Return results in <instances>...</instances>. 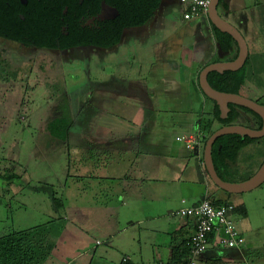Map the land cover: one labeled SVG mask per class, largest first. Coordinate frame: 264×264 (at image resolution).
<instances>
[{
	"label": "rangeland",
	"instance_id": "1",
	"mask_svg": "<svg viewBox=\"0 0 264 264\" xmlns=\"http://www.w3.org/2000/svg\"><path fill=\"white\" fill-rule=\"evenodd\" d=\"M240 1L246 2L249 9L251 8L249 0H238ZM259 1L263 3L259 13L261 15L264 13V0ZM245 12H252V9ZM175 13L178 14V11ZM204 26L197 27L199 37L210 40ZM257 26V29L254 25L253 28L250 27V35L241 30L247 44L250 43V60L241 72L246 78L238 89V94L264 106V18L258 20ZM143 32L135 30L127 34H130V40L138 38L137 40L141 42L142 38L148 35L147 31ZM127 34L115 52L77 49L62 53L25 48L0 39V237L44 226L56 220L61 226L66 225L70 229V234L76 242L82 243L84 239L87 241V246L91 244L95 247L97 240H103L98 246L99 250L107 247L111 249L114 245L115 253L118 257L120 254L121 258L123 256L121 254L125 253L123 249L129 247L130 237L135 235L134 238L138 241V227L128 225V215L131 213L123 210L120 226L116 228L118 233L111 239V245L104 242L103 229L93 219L94 205L97 203L95 189L91 187L87 188V191H82L83 186L79 187L72 179L80 174H90L85 169H79L77 147L71 145L68 153L66 146L61 145V142L52 145L51 142L48 143V139L40 138L44 136L45 125L61 112L69 115L74 124L78 122H81L82 126L90 124L91 131H94L92 129L96 127L98 117L89 114L93 112L91 109L101 103L104 104L102 102L105 101L104 99L107 101L111 98L118 99V92L123 93L124 87L111 83L115 81L120 84L126 83V78L132 74V55H135L137 60L140 57L138 52L133 54L125 49L128 44ZM142 44L144 42L140 43ZM175 57L172 58L179 59V56ZM176 75L180 77L179 70ZM112 86H116V90H119L117 92L114 89L113 95L110 93ZM206 103V105L201 103L202 105L199 104L196 108L199 113L197 118L203 116L206 119L212 118L210 107L213 102L206 98ZM62 105H65V108L60 111ZM86 108L91 109L85 110ZM182 116L176 111L166 116L163 113L159 114L155 119L169 123ZM242 122L246 124L244 120ZM213 125L214 129L221 127L217 122ZM159 127V130L155 129L158 133H154L152 137L155 141L165 132V135H172L171 130H179V133L181 130L184 131L178 126L165 125L163 128L160 125ZM88 152L95 154L94 151ZM187 154L186 152L185 155L191 160L190 165L198 171L199 184L190 181L183 184L168 182L165 184L167 189L164 190L158 185L160 182L150 181L151 185L166 191L172 197L174 211L187 207L183 199L191 204L198 201L206 192L210 198L226 193L212 182L204 160L203 172L208 181H205L203 174L201 175L198 159ZM201 158H204V154H201ZM263 163L264 138L241 151L236 166L234 168L232 166L229 180L232 183L247 181L258 172ZM159 176L161 177L160 173L156 174V172L150 174L151 179L160 178ZM67 184L71 190L70 196L65 190ZM80 192H84L85 195ZM126 198L128 197L119 198L121 204L128 200ZM239 198L245 201L248 209V218H240L238 222L245 231L244 236L249 245L244 260L239 261V264H264V184L251 192L238 195L233 202H238ZM55 200L63 201L65 207L57 208ZM148 205L151 207V217L161 214L157 210H161L157 205L151 203ZM81 207L89 208L85 213L90 216V221L85 225L73 222L78 214L77 209ZM168 216L165 220L172 223L171 232H173L181 217L176 213ZM64 217L69 218V221H64ZM157 223L161 224L164 221L151 220L142 228L157 231L160 228V226L154 227L158 225ZM158 233L151 235L149 244L152 243L153 246L150 248L143 238L142 248L145 252L148 249L149 251L144 254L145 259L141 264H167V246L172 240V235ZM153 239L156 240L155 243ZM152 247L154 251L156 250L155 254ZM205 254L207 252L203 256ZM238 256L241 257V254Z\"/></svg>",
	"mask_w": 264,
	"mask_h": 264
},
{
	"label": "crops",
	"instance_id": "2",
	"mask_svg": "<svg viewBox=\"0 0 264 264\" xmlns=\"http://www.w3.org/2000/svg\"><path fill=\"white\" fill-rule=\"evenodd\" d=\"M249 1L250 9L246 2H238V0H225L218 6L220 16L240 32L241 30L246 32L247 35H250V27L253 28L254 25L257 29L258 20L264 18V13L259 14L263 3L259 0ZM251 9L252 12H245ZM176 11L178 14L175 13ZM182 12L183 7L180 0H163L159 14L155 17L157 25L146 30L147 37H143L141 42L137 40L138 38L127 39L128 44L125 49L133 54L138 52L140 57L137 60V57L132 55V74L126 78V83L120 84L116 81L111 83L123 86L124 92L120 93L119 90H116V86H112L113 89L110 93L113 95L115 89L119 93L118 99L111 98L108 101L104 99L106 101H102L104 104L94 106L91 109L93 112L89 113L95 118L98 117L96 127L92 129L94 131H91L90 124H85V126H82L81 122L73 124L69 132L68 143L64 144L68 153L71 145L77 147L79 169L90 172L88 175L80 174L81 176H75L72 179L78 183L79 187L83 186L82 191H87V188L91 187L95 189L97 203L94 205L93 219L103 229L104 242L111 245V239L118 233L116 228L120 226L121 211L123 210L131 213L128 215V225L138 227V241L134 238L135 235L131 236L129 247L123 249L125 253L121 254L123 255L121 258L120 254L118 257L115 253L116 246L114 245L111 249L107 247L99 250L98 246L103 243V240H97L95 247L91 244L87 246V241L84 239L82 243L76 242L70 234V229L63 225L62 232L57 238L56 248L45 264H121L125 259L133 264H141V261L145 259L144 254L149 251L148 249L145 252L142 248L143 238L149 244L151 235L155 232L172 235V240L167 246V264H169L173 258V249L179 248L193 235L195 227L193 219L180 218L174 231L171 232L172 223L165 219L172 213L177 214L184 207L174 211L172 197L166 191L151 185L150 181L160 182L158 185L164 190L167 189L165 184L168 182L183 184L190 181L199 184L198 171L190 165L191 160L185 155L186 152L188 156L193 155L198 159L200 170H202L201 175L203 174L205 181H208L203 172V159L201 158L206 145L204 143L206 134L199 128L200 120L206 118L204 116L197 118L199 113L196 110L199 104H207L206 96L200 88L199 77L201 71L210 64L236 60L239 47L236 43L230 51H222L213 28L214 25L208 16L185 21ZM202 25H205L210 40L199 37V28L197 27ZM241 33L243 35V32ZM142 42L144 44L140 45ZM249 44L248 63L250 60ZM120 46L121 43L112 52H115L116 48ZM175 56H179V59L172 58ZM178 70L181 74L180 77L176 75ZM134 72H136L135 75H133ZM176 111L183 115L182 118L174 119L169 123L155 119L159 114L163 113L166 116ZM214 111L215 105L212 103L211 115ZM242 120L244 119L239 120L237 125L243 124ZM160 125L163 128L165 125L178 126L184 131L181 130L179 133V130L174 129V131L171 130L172 135H165V132L155 141L152 137L154 133H158L155 129L159 130ZM214 125L212 128L216 132L219 129H214ZM46 126L47 124L44 127V136L40 138L48 139V143L51 142L52 145L59 143L50 137ZM251 126L253 127L254 124L252 123ZM191 135L199 139L195 152L186 148L185 140ZM60 144L62 145V143ZM88 151H94L95 154ZM232 166L234 168L236 164ZM153 172L160 173L161 177L151 179L150 174ZM230 182L232 183V181ZM236 183L239 182L236 181ZM68 187L67 184L65 190L70 196L71 190ZM80 194L85 195L84 192H80ZM238 195L241 194L226 192L225 195L210 198L206 192L198 201L191 204H188L185 199L183 200L187 207H196L206 198L230 202L236 206L244 205L247 210L246 216L233 215L238 229L244 235L245 231L239 226L238 219L248 218V209L245 201L240 198L237 199L238 202H233V199ZM124 196L128 197L126 198L128 200L121 204L119 198ZM60 203L61 207L64 206L63 201ZM149 203L157 205L161 210L159 211L156 207L155 209L161 214L151 217ZM86 211H89V208L77 209L78 214L73 222L78 225L87 224L90 221V216L85 213ZM63 219L69 221L67 217ZM160 219H163L164 223H157L158 225L154 226H160L157 231L142 228L145 223ZM153 241L156 242L154 239ZM151 246H153L152 243L149 244V248ZM248 246L246 241V245L241 250L223 251L213 245L205 256L199 258L198 264H202L206 260L218 259L224 260L226 264H239V261L244 260ZM154 247L152 250L155 254ZM238 254H241V257Z\"/></svg>",
	"mask_w": 264,
	"mask_h": 264
},
{
	"label": "trees",
	"instance_id": "3",
	"mask_svg": "<svg viewBox=\"0 0 264 264\" xmlns=\"http://www.w3.org/2000/svg\"><path fill=\"white\" fill-rule=\"evenodd\" d=\"M224 1L225 0H221L220 4ZM114 2L121 13V16L118 19V29L116 35L109 42L97 43L96 46L100 48H111L119 45L123 39V28L140 27L146 24L153 18L154 13L160 7L162 0H114ZM2 5H4V1H0V6ZM41 26L42 22L37 24L36 29H41ZM213 28L216 32L221 50L224 52L230 51L233 45L236 44L234 39L229 34L222 33L216 27L213 26ZM29 31L30 29L28 27L27 32ZM24 35L25 34L22 36ZM0 36L17 41V32L12 34L3 32L0 33ZM103 40L104 39H102V41ZM18 41L26 44L28 43L23 38L18 39ZM39 44V46L53 48L44 43ZM247 64L248 62L238 72H224L223 74L216 72L211 73L208 76L209 84L218 92L238 94V89L243 85L246 78V75L244 73L241 75V72L246 68ZM212 102L215 105V111L212 118L210 120H200L199 128L201 132L206 134L205 144L213 133H215V130L212 128L214 122H217L220 126L224 127L237 125L239 120L244 119L247 125L240 123V125L244 127L260 130L263 126V121L257 114L236 105H230L229 107L231 111L228 117L222 119L220 117L218 105L214 101ZM252 123L254 124L253 127L251 126ZM73 124L74 121L70 116L61 112L57 117L51 119L47 123L46 131L50 137L56 141H59L62 144H67L69 140V132ZM257 141L258 140L239 135H227L219 138L215 142L213 146V160L219 176L224 181L230 182L229 175L232 165L237 163L241 151ZM211 201L214 205L232 204L230 202ZM55 204L58 208L61 203L59 200H55ZM234 214L246 216L247 210L244 205L236 206ZM62 229L60 222L55 220L44 226H38L33 229L0 237V264H45L51 258L52 253L56 248L57 238L60 236ZM189 241L190 239L184 241L179 248L173 249V258L169 264H191L192 254ZM121 264L133 263L128 262V260L125 259ZM202 264H226V262L222 259H218L206 260L203 261Z\"/></svg>",
	"mask_w": 264,
	"mask_h": 264
},
{
	"label": "flooded vegetation",
	"instance_id": "4",
	"mask_svg": "<svg viewBox=\"0 0 264 264\" xmlns=\"http://www.w3.org/2000/svg\"><path fill=\"white\" fill-rule=\"evenodd\" d=\"M0 1H4V5L0 6V33L12 34L17 32V41L0 36L2 40L25 48L62 53L77 49L112 52L117 46L111 48L96 46L100 42H109L116 35L121 13L114 0ZM161 5L154 13L153 18L143 26L123 28V38L129 31L139 30L143 32L152 26H156L155 17L159 14ZM41 22V29H36L37 24ZM28 27L29 32H27ZM23 34L25 35L22 36ZM129 35L127 34L126 39L130 37ZM21 38L28 43L18 41ZM102 39L104 40L102 41ZM39 43H44L53 48L39 46ZM62 108H65V105H62L60 109ZM90 109L86 108L85 110Z\"/></svg>",
	"mask_w": 264,
	"mask_h": 264
},
{
	"label": "water",
	"instance_id": "5",
	"mask_svg": "<svg viewBox=\"0 0 264 264\" xmlns=\"http://www.w3.org/2000/svg\"><path fill=\"white\" fill-rule=\"evenodd\" d=\"M220 1L221 0H213L211 3L209 9V19L219 31L229 34L235 40L239 47V54L237 59L232 62L213 63L205 67L201 71L199 77L200 88L207 98L214 101L218 105L220 117L222 119H226L228 117L231 111L229 106L236 105L257 114L262 119L263 126L260 130L247 128L241 125H231L220 128L207 140L204 148L203 160L208 175L215 185L229 194H243L255 190L264 184V163L258 172L249 180L241 183L226 182L219 176L215 167L213 160V146L219 138L227 135H239L253 140L264 138V106L238 94L218 92L209 84L208 76L211 73L216 72L223 74L224 72H238L246 65L249 57V48L244 36L236 27L220 16L218 12Z\"/></svg>",
	"mask_w": 264,
	"mask_h": 264
},
{
	"label": "built area",
	"instance_id": "6",
	"mask_svg": "<svg viewBox=\"0 0 264 264\" xmlns=\"http://www.w3.org/2000/svg\"><path fill=\"white\" fill-rule=\"evenodd\" d=\"M212 2L213 0H180L183 19L192 21L201 16L209 17ZM198 142V137L191 135L185 140L186 148L195 152ZM235 208L234 204L214 205L206 198L200 205L185 207L177 213L182 219H193L195 222L194 233L189 241L191 264H198L199 258L213 245L225 251L241 250L246 245V238L233 219Z\"/></svg>",
	"mask_w": 264,
	"mask_h": 264
}]
</instances>
